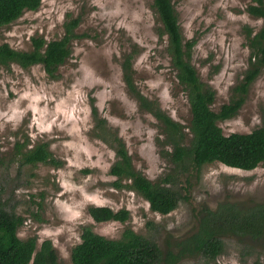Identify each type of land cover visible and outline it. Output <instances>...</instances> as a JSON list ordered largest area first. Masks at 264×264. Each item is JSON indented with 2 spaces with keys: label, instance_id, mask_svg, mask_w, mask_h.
Masks as SVG:
<instances>
[{
  "label": "rangeland",
  "instance_id": "374dc122",
  "mask_svg": "<svg viewBox=\"0 0 264 264\" xmlns=\"http://www.w3.org/2000/svg\"><path fill=\"white\" fill-rule=\"evenodd\" d=\"M184 38H196L192 62L200 78L216 93L214 111L228 103L249 65L246 26L258 31L263 19L247 11L253 0H173ZM153 0H42L37 10H26L0 29V44L30 49L33 36L46 40L64 35V22L80 17L73 52L56 77L41 65L24 69L17 64L0 68V189L2 197L16 203L26 221L19 235H37L41 243L51 239L58 264H73L72 248L81 241L83 225L108 238H118L126 226L155 240L169 250L181 238L197 230L203 207L218 209L232 201L241 205L264 201V165L252 170L220 162L203 165L191 188L192 204L182 200L163 215L150 210L142 196L112 185L110 173L116 151L92 136L93 106L116 128L132 156L135 168L152 180L170 172L173 163L162 152L158 120L142 110L127 92L120 62L135 50V81L141 91L157 99L172 119L187 126L191 112L187 92L178 82L168 50V36ZM225 134L249 133L264 125V68L250 86L237 115L218 121ZM27 136L28 146L50 141L60 166L14 162L15 143ZM20 174V176H19ZM91 205L114 210L127 208L125 222H96ZM226 246L217 261L188 256L177 264H240L244 244L235 235L224 238ZM264 262V242L246 257V264Z\"/></svg>",
  "mask_w": 264,
  "mask_h": 264
},
{
  "label": "trees",
  "instance_id": "16d2710c",
  "mask_svg": "<svg viewBox=\"0 0 264 264\" xmlns=\"http://www.w3.org/2000/svg\"><path fill=\"white\" fill-rule=\"evenodd\" d=\"M42 0H0V29L20 18L26 10H37ZM153 9L159 17L162 34L168 36V50L178 82L187 92L191 120L188 127L192 138L187 141L185 126L162 109L157 99L144 94L135 81L134 56L136 51L126 52L120 62L122 80L127 92L137 101L139 107L152 114L159 122L165 156L174 164L172 170L157 180H152L135 168L118 131L107 118L99 115L93 106L94 125L92 136L101 139L116 151V160L110 173L117 177L113 187L129 189L142 196L150 205V210L166 215L175 210L182 200H191L192 180L199 177L204 164L220 162L227 166L252 170L264 165V125L249 133L233 132L225 134L218 121L237 115L245 102L250 86L264 68V0H253L247 11L263 19L260 29L254 32L246 26V39L249 46V65L244 78L235 86L234 95L219 111L212 109L215 90L200 78L192 62L196 38L186 40L182 33L179 16L173 0H153ZM80 17H71L64 22V35L61 38L46 40L33 36L32 46L27 50L13 48L9 43L0 44V68L17 64L27 69L41 65L51 77L57 76L59 67L71 56L72 42L84 34H77ZM25 135L15 143L14 162L19 170L27 165L38 164L60 166L51 150L50 141L38 140L28 146ZM20 176V174H19ZM6 186L0 189V264H58V254L51 239L41 243L37 235L22 238L20 228L26 219L17 213L16 203L11 204L2 197ZM90 216L96 222L119 221L125 223L130 218L127 208L114 210L108 206L91 205ZM197 230L181 238L169 250L126 226L118 238H108L96 232L91 225H83L81 241L71 251L73 264H177L188 256H200L217 261L225 250L224 238L238 236L245 246L241 263L264 242V201L241 205L227 201L218 209L203 207L199 213ZM251 264H264L255 260Z\"/></svg>",
  "mask_w": 264,
  "mask_h": 264
}]
</instances>
